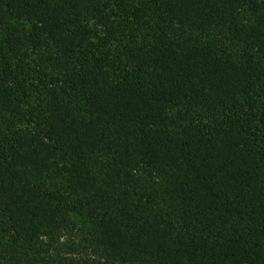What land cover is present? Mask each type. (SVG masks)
Segmentation results:
<instances>
[{
  "label": "trees",
  "instance_id": "1",
  "mask_svg": "<svg viewBox=\"0 0 264 264\" xmlns=\"http://www.w3.org/2000/svg\"><path fill=\"white\" fill-rule=\"evenodd\" d=\"M0 264H264V0H0Z\"/></svg>",
  "mask_w": 264,
  "mask_h": 264
}]
</instances>
